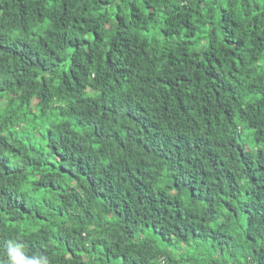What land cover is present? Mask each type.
<instances>
[{"label": "trees", "instance_id": "1", "mask_svg": "<svg viewBox=\"0 0 264 264\" xmlns=\"http://www.w3.org/2000/svg\"><path fill=\"white\" fill-rule=\"evenodd\" d=\"M264 264V0H0V264Z\"/></svg>", "mask_w": 264, "mask_h": 264}, {"label": "clouds", "instance_id": "2", "mask_svg": "<svg viewBox=\"0 0 264 264\" xmlns=\"http://www.w3.org/2000/svg\"><path fill=\"white\" fill-rule=\"evenodd\" d=\"M9 264H49V259L46 256H32L25 255L22 246L16 245L15 251L9 252Z\"/></svg>", "mask_w": 264, "mask_h": 264}]
</instances>
